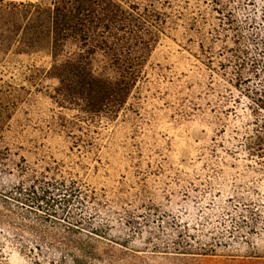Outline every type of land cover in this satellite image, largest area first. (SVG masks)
Returning <instances> with one entry per match:
<instances>
[{
	"label": "trees",
	"instance_id": "1",
	"mask_svg": "<svg viewBox=\"0 0 264 264\" xmlns=\"http://www.w3.org/2000/svg\"><path fill=\"white\" fill-rule=\"evenodd\" d=\"M174 4L176 8V0H34L27 3L0 0V52L43 55L51 59L49 71L34 72L32 92L8 83L0 84V168L3 175L16 181L14 187L3 189L4 195L5 190L12 191V196L7 197L9 200L26 206L23 201L27 187L23 179L27 176V166L41 152L50 151L57 160L62 157L67 160L64 154L75 156L84 148L82 142L88 139V151L83 157L88 163V175L93 170L97 176L105 172L112 175L116 166L123 171L129 156L133 163L139 157L141 167L143 158L150 157L148 162L154 167V161L166 156L165 149L171 148L167 126L181 124L178 118L192 121L196 115H207L220 127L223 125L222 120L229 115L215 90L209 92L204 88L198 95H192L196 85L192 89L185 87L179 97L189 95L190 99L179 105L183 115L176 110L179 99L176 93L187 83L185 74L191 75L190 59H184L181 50L176 55L180 62L178 68L168 60L162 65L157 63L156 71L154 63L150 65L161 36L169 35L170 28L166 25L171 14L167 12ZM175 21L182 23L181 19ZM184 31L183 28L181 36ZM181 44L178 46L187 51L183 45L188 40ZM240 71L243 74L244 69ZM252 74L256 78L259 68ZM234 80L235 88L245 81L236 76ZM246 93L252 116H260L261 120L253 135L245 139L244 148L248 149L249 157H261L264 109L257 101H264V87L248 88ZM109 126L115 129L108 132ZM219 132L225 134L226 130ZM93 154L95 159H90ZM239 155L244 156L236 151L232 158ZM102 156L111 161H103ZM101 186H93L95 191L83 189L84 195H91L90 201L97 211L109 203L104 217L121 226H97L93 220L86 222L82 217L73 221L63 218L55 209L48 211L42 204L37 207L36 201L29 208L44 210L53 225L69 226L70 232L87 227L91 240L109 237L111 242L120 245L126 239L119 235L129 229L135 240L133 247L162 253L170 249L168 244L151 245V238L159 239L145 223V218L157 215L152 205L145 201V206L140 207V201L135 200L125 210L117 201L106 202L109 193L105 191L102 195ZM156 195L160 196L159 188ZM38 233L41 231L34 236ZM22 239L25 243L20 245V255L28 264H83L85 261L81 255H75L74 251L79 254L82 251L78 244H36L28 237ZM56 255L60 257L59 262L52 258Z\"/></svg>",
	"mask_w": 264,
	"mask_h": 264
},
{
	"label": "rangeland",
	"instance_id": "2",
	"mask_svg": "<svg viewBox=\"0 0 264 264\" xmlns=\"http://www.w3.org/2000/svg\"><path fill=\"white\" fill-rule=\"evenodd\" d=\"M4 1L27 3L34 0ZM168 11L167 13L171 14L166 25L170 28L169 35L163 34L161 36L159 45L150 61V65L154 63L155 71L157 70L155 65L157 63L162 65L166 60L174 62V67L178 68L180 62H177L176 59L177 50H181L183 56H187L190 61L195 60L190 53L178 46V44L185 43L187 39L181 36L183 32L181 21L173 23L177 11L175 4L173 9ZM216 67L219 68V65ZM50 68L51 59L47 56L17 55L13 52L5 55L0 52V84L8 83L14 87H24L32 92L34 90L31 86L32 81H34L32 77L34 72L36 70L47 72ZM204 70L206 71V69ZM212 75L215 77L213 83L219 82V87L214 90L219 95L220 101L225 104L229 116L222 120L223 125L221 127L218 122L207 115H196L192 121H184L183 118H178L181 119V124L167 126L169 128L167 134L172 144L169 151L165 149V152L174 164L185 168L189 175L192 174L193 168L189 167L188 164H193L196 171L200 173L201 179L207 174L205 164L211 161L219 171L216 173L215 180L211 182L213 190L205 192L201 189L198 194L204 198L201 207L206 205L210 199L214 202V206L217 202L228 208H232V205L235 204L237 209H243V219L233 222L231 215L225 214V218H218L220 215L218 212L213 214L210 211L208 220L201 219L198 222L194 212L186 213L184 216L176 218L177 223L183 221L181 231L189 236L193 234L200 237L207 236L208 241L195 246H184L183 241H181L180 245L173 246L165 239L168 235L167 221L166 219L161 220L160 213L157 212L155 217H149L154 222L152 228L163 229L164 234L155 235L159 236V239L148 238H151V245L156 243L158 246L164 244L171 246L165 253H162L151 248L133 247L135 240L129 229L125 230V234L119 235L120 238L126 239L120 245L111 242L109 237L91 240L90 229L85 226L70 232L67 229L69 226L53 225L44 214V210L38 212L34 208H29L35 203V200L29 199L28 196L24 197L25 201H28L26 206L8 199L15 206L13 212L10 213L13 219L17 223L22 219L25 225L35 223L38 231L31 232L26 229H19L21 238H18L16 235L17 228L0 224V229H2L0 230V264H28L29 262L20 255V245L25 243L22 238L27 240V237L36 244L65 242L70 246L71 244H78L82 251L80 254L78 251H74L75 255H81L85 264H264V154L261 157H249L248 149L244 148L245 139L253 135L257 128L256 124L261 120L260 116H252L249 110V101L244 94L248 88L263 89L264 84L261 81L264 78L260 76V69L256 78L255 74L250 72V78H245L244 84L235 88V75H233L232 83L228 84V88L225 89L224 85L228 83L227 80L221 77L218 72ZM13 100L18 103L17 98ZM19 107L18 105L17 108ZM114 129V126H109L108 132H112ZM220 129L221 131L225 129V134H221ZM236 151H240L244 156L239 155L232 158ZM101 158L103 161H111L109 158L104 159L103 156ZM185 158H187L188 163L184 162ZM15 184L14 178L3 175L1 167L0 196L4 195L3 189L12 188ZM10 185L12 187H9ZM84 199L85 202L79 205L78 211L74 210L77 207L75 200L69 208L77 220L82 217L86 222L93 220V224L97 226H121L115 220L104 217V213L108 211L109 203H104L103 209L97 211L93 202L90 201L91 195L87 197L84 195ZM230 200L232 201L231 204L229 203ZM89 202L91 205L87 206L86 204ZM40 204L43 207L47 206L43 203ZM46 208L48 211L52 209L48 206ZM55 210L60 212L58 208ZM17 212L20 213L19 216H17ZM34 212L45 217V219L38 222L36 216L33 215ZM62 224L67 225L63 222ZM184 224L187 225L186 228ZM146 226L149 230L150 226L148 224ZM39 231L42 234L38 233L37 236H34ZM52 258L56 262L60 261L59 255Z\"/></svg>",
	"mask_w": 264,
	"mask_h": 264
},
{
	"label": "snow or ice",
	"instance_id": "3",
	"mask_svg": "<svg viewBox=\"0 0 264 264\" xmlns=\"http://www.w3.org/2000/svg\"><path fill=\"white\" fill-rule=\"evenodd\" d=\"M176 9L173 23L175 24V19L182 20L181 27L186 29L183 38L188 40V44L183 47L195 57L194 61H189L191 68L188 71L191 75L185 74L187 83L181 86L176 93L177 97L185 87L192 89L193 85H196V89L191 93L192 95H198L204 88H207L209 92L218 88L219 82L214 84L215 77L212 75L217 72L228 82L224 85L225 89L232 83L233 75L243 81L245 78H250V72L255 73L257 68L260 69V76L264 78V0H192L191 6L189 0H183V2L176 0ZM184 59L188 57L185 56ZM216 65H219V68ZM192 69L195 71L193 72ZM241 69H244L243 74ZM261 83L264 84V79ZM186 99H190V96L179 97L177 101L176 110L181 115L184 113L179 105H182ZM257 103L260 104L261 109H264V101H257ZM253 114L256 115L257 112L254 111ZM66 131L71 136L70 129ZM82 143L84 148L75 156L64 154L67 160L63 157L57 160L50 151L41 152L27 166V176L23 179L27 192L24 194L29 199H34L37 207L43 203L49 208H58L63 218L76 221V216L73 211H69L68 206L75 200L77 207L74 210L78 211L79 205L84 201L83 189L95 191L93 186L102 185L101 194L103 195L105 191L109 193L106 202L117 201L125 206V210H127V204L135 200L140 201V207L145 206V201L152 205L160 213V219H166L168 235L165 239L173 246L180 245L181 241L184 246H195L208 241L207 236L200 237L195 234L189 236L181 231L183 221L177 223L176 218L186 213L194 212L198 222L201 219L208 220L210 211L213 214L218 212L220 214L218 218H225V214L231 215L233 222L244 218L243 209H237L235 204L232 208L219 202L214 206V202L210 199L201 207L204 198L198 194L201 189L205 192L213 190L211 182L215 180L216 173L219 171L211 161L205 164L207 174L203 179L193 164H188L193 168L192 174L189 175L185 168L177 166L169 157L163 155L154 161V167L148 162L150 157L143 158L144 163L141 167L139 157L133 163L129 156V163L124 165L123 171L116 166L112 175L105 172L102 176H97L93 170L92 175L89 176L88 163L83 157L88 151L90 141L85 139ZM33 154L35 156L34 152ZM90 159H95V155L93 154ZM184 162L188 163L187 158ZM129 165H131V172H129ZM36 185H42V187L37 188ZM157 188H159L160 196L156 195ZM16 191L19 189L16 188ZM8 196H12V191L5 190V195L0 196V205H2L0 224L17 228L18 238H21L19 229L38 231L35 223L25 225L22 219L19 223L13 219L10 213L15 206L8 200ZM229 203L231 204L232 201L230 200ZM245 207L248 206L245 205ZM19 215L20 213L17 212V216ZM33 215L38 222L45 219L35 212ZM129 215L133 213L130 212ZM145 223L152 228L154 222L151 218H145ZM184 227L186 228L187 225L184 224ZM151 234H164V230L153 228Z\"/></svg>",
	"mask_w": 264,
	"mask_h": 264
}]
</instances>
